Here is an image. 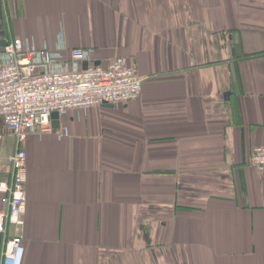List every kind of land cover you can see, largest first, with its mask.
Masks as SVG:
<instances>
[{
	"label": "crops",
	"instance_id": "obj_1",
	"mask_svg": "<svg viewBox=\"0 0 264 264\" xmlns=\"http://www.w3.org/2000/svg\"><path fill=\"white\" fill-rule=\"evenodd\" d=\"M61 36L128 58L143 93L28 136L0 257L18 235L22 264H264V0H0V42ZM17 146L0 116V181Z\"/></svg>",
	"mask_w": 264,
	"mask_h": 264
},
{
	"label": "built area",
	"instance_id": "obj_2",
	"mask_svg": "<svg viewBox=\"0 0 264 264\" xmlns=\"http://www.w3.org/2000/svg\"><path fill=\"white\" fill-rule=\"evenodd\" d=\"M90 53L68 48L63 36L55 49L37 48L20 38L5 45L0 57V116L18 146L9 159L10 181H0V233H6L8 224H22L28 200L25 143L30 134L53 131V113L81 114L93 106H116L142 96L144 78L128 58L118 56L102 66L92 62ZM250 162L264 171V146L253 149ZM24 252L21 236H7L0 264H22Z\"/></svg>",
	"mask_w": 264,
	"mask_h": 264
},
{
	"label": "water",
	"instance_id": "obj_3",
	"mask_svg": "<svg viewBox=\"0 0 264 264\" xmlns=\"http://www.w3.org/2000/svg\"><path fill=\"white\" fill-rule=\"evenodd\" d=\"M7 44V42L6 41H1L0 42V46L2 47V51L4 50V47H5V45ZM87 63L85 62V64H84V67L86 68L87 67ZM98 65V64H97ZM105 105H108V106H114L113 104H105ZM59 117V114L58 113H53V115H52V118L53 119H57Z\"/></svg>",
	"mask_w": 264,
	"mask_h": 264
}]
</instances>
